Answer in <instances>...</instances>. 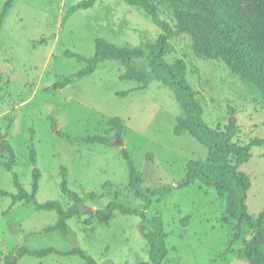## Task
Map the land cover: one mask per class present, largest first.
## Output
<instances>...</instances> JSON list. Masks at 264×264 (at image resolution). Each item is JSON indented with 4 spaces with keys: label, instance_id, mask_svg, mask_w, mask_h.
<instances>
[{
    "label": "rangeland",
    "instance_id": "obj_1",
    "mask_svg": "<svg viewBox=\"0 0 264 264\" xmlns=\"http://www.w3.org/2000/svg\"><path fill=\"white\" fill-rule=\"evenodd\" d=\"M6 1L0 0V14ZM80 1L14 2L0 32V129L8 133L16 151L14 173L24 188L31 191L37 168L42 174L38 201H60L67 209L71 202L60 187L61 168L66 167L70 188L84 198L83 214L69 221L68 235L47 233L58 220L56 211H38L25 202L14 204L10 197H0V250L13 256L17 264H88L79 256L57 253L18 258L21 247L54 248L64 253L81 248L97 264H151L143 219L115 213L109 223L101 224L95 217L96 210L113 200L144 208L130 188L122 148L144 173L143 186L150 188L178 185L186 178L188 162L204 160L208 151L189 133L175 135L184 108L170 86L157 79L149 84L121 80L130 67L150 72L147 58L106 60L93 74L55 88L56 83L87 66L68 58L67 51L91 58L96 40L104 38L149 54L162 34L148 14L123 0H99L63 23L68 9ZM164 1L160 15L173 27L177 8L187 5L201 12L193 0ZM177 59L186 61L187 79L211 127L224 130L233 109L238 121L237 144L264 139L263 96L254 83L234 74L221 59L197 57L187 34L169 41L163 61L172 64ZM113 117L123 119V147L115 144L117 130L109 125ZM93 135L105 136L110 142L77 140ZM32 150L36 152L35 164ZM251 153L252 158L240 170L252 180L247 204L251 215L257 217L264 209V145L254 147ZM5 156L0 150V162ZM14 173L0 164V188L13 194ZM91 193L97 197L93 199ZM155 214L163 217L168 234L169 252L163 264H248L240 252L253 231L242 227L239 237L236 221L226 212V199L215 189L197 182L155 198L147 215Z\"/></svg>",
    "mask_w": 264,
    "mask_h": 264
},
{
    "label": "trees",
    "instance_id": "obj_2",
    "mask_svg": "<svg viewBox=\"0 0 264 264\" xmlns=\"http://www.w3.org/2000/svg\"><path fill=\"white\" fill-rule=\"evenodd\" d=\"M17 0H7L0 14V32L4 21ZM99 0H83L71 6L63 18V23L78 10L92 8ZM126 4L142 9L153 22L162 30L154 49L147 54L143 49L131 46H118L104 38L96 40L95 54L91 58L67 51L68 58L86 62L87 66L76 75L66 77L62 82L56 83V89H62L71 84L74 78H83L93 74L100 63L110 59H121L126 62L134 59L147 58L151 71L146 72L136 67H130L121 76V80H134L139 83H151L154 79L170 86L176 93L184 108V115L177 119L174 133L182 136L189 133L208 151L204 160H190L187 164L186 178L178 185L163 187H144V173L135 166L126 148H122L123 156L130 171V188L134 196L144 204V208L131 207L118 200H113L102 209L96 210L95 217L101 224L109 223L115 213L127 216H138L146 224V239L150 247L151 264H163L168 255L165 222L161 214L152 217L147 210L153 205L154 199L171 195L176 190L186 189L197 182L216 190L220 198L226 199V212L237 224L236 231L240 237L242 227L253 231L250 240L241 250V257L248 264H264V209L257 216L251 215L248 206L249 191L252 188L250 176L240 170V166L252 158V149L264 145V139H256L246 145L235 142L238 121L232 115L224 130L211 127L204 119V108L196 97L193 86L187 79V63L184 59H177L168 64L163 61L169 49V41L180 35L191 36L193 50L199 58L221 59L237 75L249 79L260 90L264 105V0H193L201 12L193 11L187 5L174 11L176 25L173 27L160 15V5L164 0H123ZM109 125L116 128L117 136L122 137L125 125L121 117H113ZM10 126V125H9ZM7 127L8 129L10 127ZM82 140L87 144H108L110 139L93 135ZM122 140V139H121ZM0 150L6 154L0 162L8 172H13L17 163L16 151L8 135L0 129ZM152 154L148 155L150 160ZM32 163H36V152L31 151ZM68 169L61 168V191L69 199L71 205L65 208L60 201L40 203L37 194L42 174L39 169L33 171L31 191L24 188L19 176L14 173L16 193H8L0 188V197H10L14 204L25 202L33 205L38 211H56L58 220L55 225L48 227L47 233L60 232L64 236L69 234V221L82 216L84 198L72 190L68 183ZM94 199L96 193H91ZM119 198V194H116ZM65 256H79L88 264H97L83 249L75 248L69 252H59L54 248L31 250L21 247L17 251L18 258L32 256L44 258L51 254ZM0 262L4 264H17L11 255H5L0 250Z\"/></svg>",
    "mask_w": 264,
    "mask_h": 264
},
{
    "label": "water",
    "instance_id": "obj_3",
    "mask_svg": "<svg viewBox=\"0 0 264 264\" xmlns=\"http://www.w3.org/2000/svg\"><path fill=\"white\" fill-rule=\"evenodd\" d=\"M6 135H8V133ZM115 144L120 145V147H123L124 146V144H123L122 140L120 139V137H117V139L115 141Z\"/></svg>",
    "mask_w": 264,
    "mask_h": 264
}]
</instances>
